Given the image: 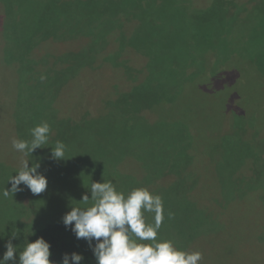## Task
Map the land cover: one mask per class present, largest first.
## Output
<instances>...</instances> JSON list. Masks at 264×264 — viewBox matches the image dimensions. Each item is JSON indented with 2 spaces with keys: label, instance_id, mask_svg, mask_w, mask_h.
I'll return each mask as SVG.
<instances>
[{
  "label": "rangeland",
  "instance_id": "1",
  "mask_svg": "<svg viewBox=\"0 0 264 264\" xmlns=\"http://www.w3.org/2000/svg\"><path fill=\"white\" fill-rule=\"evenodd\" d=\"M145 1L147 13L161 10L159 18L148 21L143 10L130 16L120 10L121 0H105L104 7L64 0L59 8L50 7L52 0H0V193L10 190L22 160L30 168L39 163L48 180L39 195L23 184L8 198L0 195V259L9 241L17 248L8 264H19L25 241L62 221L84 194L91 199V183L104 180L125 194L144 187L160 195L157 239L201 252L198 264H264V187L258 183L264 178V0ZM102 12L105 24L96 16ZM132 73L144 82L125 92L115 117L108 103L102 116L109 119H96L107 86L133 79ZM165 94L172 120L163 125L147 111ZM76 98L79 109L71 113ZM221 112L227 120L240 115L229 131L240 130L254 148L229 195L220 183L237 155L220 166L223 154L207 149L216 148V135L199 134L197 127ZM247 114L249 120L242 118ZM180 120H188L187 128ZM45 121L51 132L42 148L28 156L12 148V138L31 141V129ZM56 141L66 145L62 160L51 158ZM144 215L154 223V214Z\"/></svg>",
  "mask_w": 264,
  "mask_h": 264
},
{
  "label": "clouds",
  "instance_id": "2",
  "mask_svg": "<svg viewBox=\"0 0 264 264\" xmlns=\"http://www.w3.org/2000/svg\"><path fill=\"white\" fill-rule=\"evenodd\" d=\"M44 79V77H42ZM50 125L45 121L31 129V141L12 138V148L28 156L42 148L49 140ZM66 145L56 141L51 158L62 160ZM39 163L31 168L28 160H22L16 175L9 178L10 190L5 188L0 195L8 198L22 191L23 184L34 195L43 193L48 186L47 178L38 172ZM89 195L84 194L79 206H72L63 217V223L70 227L77 239H86L92 248L97 264H198L202 260L199 251L186 252L175 247L172 241L157 239L163 221V200L147 188H135L125 194L118 191L111 181L92 182ZM145 213L154 214V223H146ZM172 214L169 213V216ZM17 233L13 232L15 239ZM93 241L96 243L93 245ZM142 241H151L143 243ZM51 245L44 238L35 242L25 241L19 252V264H53L50 257ZM0 264L15 261L17 248L11 241ZM84 257L78 253L65 254L62 264H81Z\"/></svg>",
  "mask_w": 264,
  "mask_h": 264
},
{
  "label": "trees",
  "instance_id": "3",
  "mask_svg": "<svg viewBox=\"0 0 264 264\" xmlns=\"http://www.w3.org/2000/svg\"><path fill=\"white\" fill-rule=\"evenodd\" d=\"M67 1H79V0H67ZM80 1H83V0H80ZM62 2H64V0H52L50 7L59 8V7H61V5H63L65 3V2L64 3H62ZM95 2L97 3L98 7L99 6L104 7L107 5L105 0H95ZM60 3H61V5H60ZM135 4H137V7H135ZM161 5H162V3H161ZM145 8L147 9L145 0H138V1H136V0H121L120 10L122 12L129 14L130 16H132V13H137L138 10H143L146 17H150V19L148 21H153L151 19L152 16L159 18L161 10H159V11L154 10L153 13H147ZM152 8H154V7H152ZM158 8H162V10H164V3L162 6H159ZM64 10L66 11L67 15H72L74 12L71 10L68 11L66 8ZM131 10H133V12H131ZM96 16H98V18L100 20H102L103 23L105 24V17H104L103 12L101 14H97ZM207 18H212V17L210 15H208L202 19H207ZM198 20H201V19H197V21ZM148 21L145 20L144 22H148ZM124 22L128 25V26L124 25V28H127L128 32H129V30L132 31L133 27L129 26L128 21L124 20ZM138 34L136 35V38H138L137 37ZM115 35H117V32H115ZM124 46H127V47H125V51H127V52L129 51L131 57L136 55V53L134 52L131 45H124ZM121 51H122V49H121ZM127 52L122 51L120 54L126 55V54H128ZM116 53H118V51H116ZM126 67H128V65ZM136 68H139V67H136ZM131 72H132L131 70H128L126 75H130ZM142 74L144 77L143 72H142ZM143 77L140 78L138 76V74L133 75V73H132L131 78H133V79H128L125 81V77H123L122 81H117L115 83L110 84L109 87L107 86V88L109 90V95H107L104 98V100L102 102V108L101 109H94L95 111H97V114H98V117L96 119H106V120L109 119L107 117L106 118L103 117V116H106L110 112L109 111L107 114L103 115L104 113L107 112L106 104L108 105V103H110V106L113 107L110 117H115L118 114L120 107L122 106L123 101L120 100L122 98V96L125 94V92H128L127 90H131L132 88L136 87V85L144 82ZM124 81H125V86L123 85ZM137 82H139V83H137ZM151 83L152 82H150V86H151ZM56 95L57 94L54 95V99H53V102L55 104L57 102V99H56L57 96ZM76 100H77V98L71 103V113L73 112V109L76 110V112L79 109L78 108L79 105L77 106ZM168 100H169V96H167L165 94L162 97L161 101H160V99L152 101V103L148 107V111H147L149 113V115L156 118V120L160 121L163 125H165L166 123L168 124L169 120H172L169 118L168 115L165 114V110L168 108V105L170 104V102ZM160 103L165 104V106L160 104ZM82 105H84V104H82ZM88 110H89V108H87V111ZM54 115H55V112H53L52 118H54L56 116V115L55 116ZM247 116L248 117H242V118L249 120L250 119L249 114H247ZM236 117H240V115L235 116V118L233 117V119L231 117L229 120H227L226 118H223V114L221 112L217 115V117L215 119L213 118L214 119L213 122L208 124L206 127L197 126L194 124L195 126L201 127L203 129V130H201V133H199V134H202L205 131L209 135H211V134L216 135V137H217V139L215 141L216 148L214 146H211V148H207V149L215 151V152L218 151L217 153L219 154V156L223 154V159H221L219 161L220 166L225 165L223 160L226 159V157L228 155H230V153L237 155V159L233 160V161H237V164L231 166V170L229 171V177H227L226 180H222V184L220 183V174H218V176H217V180L220 183V185L223 188L226 187V189L224 190L226 195H229L230 192L233 194L234 191L231 189H232V187L235 186V182H236V184L238 182H240V180H238L240 178V176L244 177L243 176L244 174H240L241 167L244 166L242 162L247 163V161H250V159L253 158V156L251 154H252V150L254 148L251 144H249V140L243 139L244 136L243 135L241 136L239 134V132L241 133L240 130L235 131V129L232 128V130L229 131L230 122L233 120V124H234ZM84 118H89V117H84ZM177 122L183 123V124H181L182 126L185 124H187V125L189 124L188 120H186V121L180 120ZM185 128H187L186 125H185ZM221 135H223V136L220 137ZM262 135H263V133H261V136ZM239 143H242L245 145V147H246L245 152L244 151L240 152L241 148L239 146ZM207 149H205V150H207ZM229 159L232 160L231 156ZM248 163L252 164V162H248ZM254 164H255V162H254ZM246 166H247V164H246ZM250 170H251L250 173L254 174V169H250ZM236 174L240 175L238 179L236 178ZM252 181L254 182V178L252 179ZM258 183L262 184L264 187V178L262 180L258 181ZM41 237L44 238L45 241H47L51 245L50 251H51L52 255H51L50 259H51V261H53V264H55V263L62 264L64 255L68 254L69 256H71L72 253H78L84 257V259L81 261V264H97L96 258L94 256L93 251H92V248L89 247L88 241L86 239H77L75 234L72 232L71 228L66 227L64 225L63 220L56 222V223L48 224L45 227L38 230L36 232V234L34 235V237L32 238L31 242H35L37 239H39ZM95 243L96 242L93 241V245ZM143 243H148V242H143Z\"/></svg>",
  "mask_w": 264,
  "mask_h": 264
}]
</instances>
